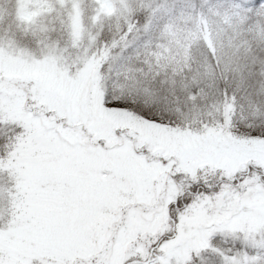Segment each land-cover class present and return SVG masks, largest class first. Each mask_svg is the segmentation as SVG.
I'll use <instances>...</instances> for the list:
<instances>
[{"label": "snow or ice", "instance_id": "snow-or-ice-1", "mask_svg": "<svg viewBox=\"0 0 264 264\" xmlns=\"http://www.w3.org/2000/svg\"><path fill=\"white\" fill-rule=\"evenodd\" d=\"M0 264H264V0H0Z\"/></svg>", "mask_w": 264, "mask_h": 264}]
</instances>
